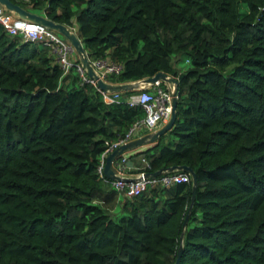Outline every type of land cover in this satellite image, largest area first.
<instances>
[{
    "label": "trees",
    "instance_id": "1",
    "mask_svg": "<svg viewBox=\"0 0 264 264\" xmlns=\"http://www.w3.org/2000/svg\"><path fill=\"white\" fill-rule=\"evenodd\" d=\"M12 1L73 26L90 61L120 66L111 82L177 78L174 122L128 155L134 171L196 172L178 264H264V0ZM135 92L105 101L0 23V264L174 263L191 176L126 196L97 170L145 116Z\"/></svg>",
    "mask_w": 264,
    "mask_h": 264
},
{
    "label": "built area",
    "instance_id": "2",
    "mask_svg": "<svg viewBox=\"0 0 264 264\" xmlns=\"http://www.w3.org/2000/svg\"><path fill=\"white\" fill-rule=\"evenodd\" d=\"M0 23L10 34H21L23 38L32 41L44 42L51 51L55 54L57 61L63 69V72H68L71 67H75L77 73L84 81H89L96 85L95 81L88 76L82 65L78 62L77 55L70 41L60 33L46 27L43 24L22 20L13 17L9 12L4 11L0 6ZM73 27V26H72ZM74 28V27H73ZM92 64L99 70L104 79L107 73L118 71L119 65L110 62L106 59L91 60ZM107 80V79H106ZM156 82L152 86V90H139L130 94L126 99L129 104L138 103L143 106L145 116L135 121L125 136L113 142H107V146L100 154V161L97 167L98 173L104 175L103 167L106 155L121 143H125L144 130L150 132L158 127L160 122H166L171 115V96L167 88L159 86ZM97 86V85H96ZM98 87V86H97ZM99 89V88H98ZM101 90V89H99ZM103 99L107 102L117 100L119 92H106L101 90ZM134 135V136H133ZM128 168V157L123 153L120 157L114 160L115 173L119 175L118 179H111L112 185L117 190L121 191L126 196L138 194L145 189L147 183H155L160 180L164 184L187 181L189 180V172H166L160 179L146 177L144 171L135 173L134 176L126 174Z\"/></svg>",
    "mask_w": 264,
    "mask_h": 264
},
{
    "label": "water",
    "instance_id": "3",
    "mask_svg": "<svg viewBox=\"0 0 264 264\" xmlns=\"http://www.w3.org/2000/svg\"><path fill=\"white\" fill-rule=\"evenodd\" d=\"M0 6L4 11L9 12L15 18L43 24L46 27L60 33L66 39H68L74 48L78 62L82 65L83 69L88 74V76L95 81L96 85L101 90H104L109 93L121 92L126 90L139 91L152 87L158 81H162L165 84L171 96L172 108L169 119L159 128L144 133L136 138L130 139L125 143H121L113 150H111L105 157V163L103 167V172L106 177L110 179L119 178V175H117L115 173V170L112 168V161L117 156L122 155L124 152L128 150L137 149L139 147L145 146L148 143H152L153 141L157 140V138L162 133L167 131L172 126L176 115L177 90H178V80L174 75L164 71H158L152 75L144 76L134 80L123 81V82H111L109 80L104 79L101 73L99 72V70L92 64L75 28H73L68 24L54 21L53 19L49 18L45 14V12L31 11L27 7L22 6L19 3L13 2L12 0H0ZM175 170L188 171L192 178V196L189 203L187 214L184 217L183 228L180 234V242L177 249L176 259L173 263V264H178L181 251L183 249L182 241L184 236V230L189 216V211L194 202V197L196 192V186H197L196 172L190 166L181 164V165H171L167 167H161L156 171L145 172L144 174L146 177H154L156 175L165 172H173Z\"/></svg>",
    "mask_w": 264,
    "mask_h": 264
},
{
    "label": "crops",
    "instance_id": "4",
    "mask_svg": "<svg viewBox=\"0 0 264 264\" xmlns=\"http://www.w3.org/2000/svg\"><path fill=\"white\" fill-rule=\"evenodd\" d=\"M28 9H30L31 11H36V12H44L43 8H39L33 5H28L27 7ZM165 122H160L158 127H155L154 129L159 128L160 126H162ZM133 139V138H132ZM134 150H130V151H126L124 152V154L128 157V155H130L131 152H133ZM137 157H130L128 158V168L126 171V174L128 176H134L135 173H137L138 171H134L136 168L135 163H137ZM115 160V159H114ZM114 160L112 161V168L114 169ZM115 170V169H114Z\"/></svg>",
    "mask_w": 264,
    "mask_h": 264
},
{
    "label": "rangeland",
    "instance_id": "5",
    "mask_svg": "<svg viewBox=\"0 0 264 264\" xmlns=\"http://www.w3.org/2000/svg\"><path fill=\"white\" fill-rule=\"evenodd\" d=\"M184 65H187V62H185L184 60H180V61H178V63H177V66H184ZM120 198L122 197V194L121 193H119V195H118Z\"/></svg>",
    "mask_w": 264,
    "mask_h": 264
}]
</instances>
